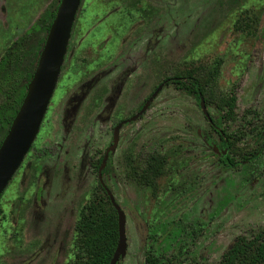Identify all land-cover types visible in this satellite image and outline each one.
<instances>
[{
  "label": "rangeland",
  "instance_id": "374dc122",
  "mask_svg": "<svg viewBox=\"0 0 264 264\" xmlns=\"http://www.w3.org/2000/svg\"><path fill=\"white\" fill-rule=\"evenodd\" d=\"M57 1L0 0V59ZM42 35L27 43L22 76ZM188 71L213 85L220 106L236 90L234 117L221 126L234 165L198 134L211 130L200 103L165 86L121 129L105 178L127 216L119 264H219L238 236L264 226V0H82L38 136L0 197V264L76 261L81 211L111 208L93 162L121 120ZM153 157L164 162L158 176Z\"/></svg>",
  "mask_w": 264,
  "mask_h": 264
},
{
  "label": "trees",
  "instance_id": "16d2710c",
  "mask_svg": "<svg viewBox=\"0 0 264 264\" xmlns=\"http://www.w3.org/2000/svg\"><path fill=\"white\" fill-rule=\"evenodd\" d=\"M60 2L61 0H58L54 6H51L41 23L29 35L15 41L0 59V146L8 134L26 96L28 85L33 78ZM36 31H43V35L35 44L33 59L22 76L19 71V62L23 60L27 43ZM168 80L167 86L170 84L176 85L178 89L193 97L198 103H200V95L204 97L207 94L206 103L216 109V114L210 115L213 123L219 128L217 144L219 147L229 146V138L225 136V131L221 129V126L225 120H230L234 117L238 100L236 90H233L227 99L222 100V105L220 106L214 100L215 89L213 85L208 80L198 77L194 72L188 71L184 75L176 74L175 79L172 77L168 78ZM221 107L225 109L221 110ZM213 130L214 128L211 127V131H202L208 142L211 139ZM257 143L264 147V129L258 132ZM257 154L258 150L250 155L255 157ZM244 158L248 159L250 157L245 156ZM224 159L232 161V164L234 163L229 155ZM100 162L99 160L95 163L96 167H99ZM163 164L164 162L159 158L153 157L148 170L158 176L162 172ZM112 174L113 169L111 165H108L103 171L104 180ZM98 185L101 190L100 193H103L100 195L102 200L108 202L111 208L107 209L95 204H90L83 208L81 219L77 226L80 236V249L73 264H110L118 245V214L107 192L103 190L100 183ZM147 262L149 264H157V260L153 256H149ZM219 264H264V226L253 230L251 236H238L223 254Z\"/></svg>",
  "mask_w": 264,
  "mask_h": 264
},
{
  "label": "water",
  "instance_id": "95a60500",
  "mask_svg": "<svg viewBox=\"0 0 264 264\" xmlns=\"http://www.w3.org/2000/svg\"><path fill=\"white\" fill-rule=\"evenodd\" d=\"M81 3L82 0H61L59 4L33 78L28 85L26 96L0 146V197L21 167L38 136L59 81ZM164 88L165 83L160 84L147 99L142 109L131 116L127 122L139 120L149 110L151 104ZM200 107L206 118L212 121L205 98L202 95H200ZM124 123L122 122L115 127L113 144L106 152L99 168V180L105 186L110 201L118 214L119 240L110 264H118L125 258L128 248L126 212L103 180V170L107 165L110 153H114L119 144L120 131ZM216 149L218 150L217 147Z\"/></svg>",
  "mask_w": 264,
  "mask_h": 264
},
{
  "label": "flooded vegetation",
  "instance_id": "af4514ba",
  "mask_svg": "<svg viewBox=\"0 0 264 264\" xmlns=\"http://www.w3.org/2000/svg\"><path fill=\"white\" fill-rule=\"evenodd\" d=\"M174 79H175V77H173ZM175 81V80H174ZM169 82V80L168 79H166V80H164L163 81V83H165V86H167V83ZM147 101V100H146ZM145 101V102H146ZM145 102H144V104H145ZM144 104H142V105H140V108H139V110H138V112L142 109V107L144 106ZM150 109V108H149ZM137 112V113H138ZM135 115V114H134ZM206 117V116H205ZM142 118V117H141ZM129 118H126V119H123V120H121L117 125H119L120 123H122V122H125L124 124H123V126H122V128L123 127H125V126H127V124H129V125H131L132 124V122H127V120H128ZM208 120V119H207ZM209 121V120H208ZM135 122V121H134ZM209 123L211 124V127H213L214 128V130H213V132H211V143H213V142H216V143H214L212 146L210 145V147L212 148V151H213V153L217 156V157H220L221 159H223V158H225L226 156H227V152H225L226 151V149H228L229 148V146H227V147H219L218 146V144H217V140H218V131H219V128L213 123V120L212 121H209ZM121 128V129H122ZM115 129V128H114ZM114 129H113V136H112V139H111V142H110V144H109V146L105 149V151H104V154L98 159V160H96V161H94L93 162V165L96 167V165H95V163L97 162V161H101L100 162V165H99V167H96L97 169H98V180H99V168H100V166H101V164H102V161H103V159H104V157H105V154H106V152L109 150V148L112 146V144H113V137H114ZM211 131V130H210ZM198 134L199 135H201L202 133V131H201V129H198ZM120 140H121V131H120ZM120 142V141H119ZM204 142L206 143V144H208L209 142L206 140V138H204ZM119 145V144H118ZM216 145V146H215ZM118 147V146H117ZM216 147L218 148V150L216 149ZM116 150H117V148H116ZM116 150H115V152H116ZM115 152L114 153H110V155H109V159H108V161H107V165H106V167L108 166V165H111V167H112V169H113V174L112 175H114L115 174V170H114V168H113V165H112V163H111V158H112V156L115 154ZM231 160H232V158H231ZM228 162H231L232 163V161H228ZM106 167H105V169H106ZM104 169V170H105ZM103 170V171H104ZM150 172V171H149ZM152 173V172H151ZM103 180H104V176H103ZM104 182H105V180H104ZM99 183L102 185V187H103V190H105L106 191V188H105V186H103V184L100 182V180H99ZM105 184H106V182H105ZM106 186H107V184H106ZM108 187V186H107ZM109 188V187H108ZM110 189V188H109Z\"/></svg>",
  "mask_w": 264,
  "mask_h": 264
}]
</instances>
